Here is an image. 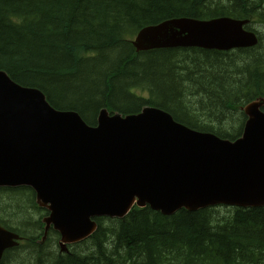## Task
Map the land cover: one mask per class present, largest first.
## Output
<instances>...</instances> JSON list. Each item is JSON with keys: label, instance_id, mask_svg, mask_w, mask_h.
Wrapping results in <instances>:
<instances>
[{"label": "trees", "instance_id": "obj_1", "mask_svg": "<svg viewBox=\"0 0 264 264\" xmlns=\"http://www.w3.org/2000/svg\"><path fill=\"white\" fill-rule=\"evenodd\" d=\"M219 17L248 21L257 45L136 53L131 43L141 29L167 20ZM0 71L90 127L102 109L126 117L150 106L188 129L233 141L246 120L240 108L264 99V0H0ZM12 191L18 194H0V216L27 243L5 251L0 264H264V208L169 216L134 208L123 219H95L93 235L67 253L54 243L43 255L41 223L30 212L34 193L0 188Z\"/></svg>", "mask_w": 264, "mask_h": 264}, {"label": "water", "instance_id": "obj_2", "mask_svg": "<svg viewBox=\"0 0 264 264\" xmlns=\"http://www.w3.org/2000/svg\"><path fill=\"white\" fill-rule=\"evenodd\" d=\"M245 23L169 20L139 31L132 44L137 52L255 46ZM245 114L235 141L191 131L153 108L124 119L102 110L97 126L88 127L0 71V187L31 188L49 212L45 233L56 231L62 246L92 234V219H121L133 205L163 215L215 205L264 207V114L257 102ZM13 239L0 229V259Z\"/></svg>", "mask_w": 264, "mask_h": 264}, {"label": "rangeland", "instance_id": "obj_3", "mask_svg": "<svg viewBox=\"0 0 264 264\" xmlns=\"http://www.w3.org/2000/svg\"><path fill=\"white\" fill-rule=\"evenodd\" d=\"M253 26H255V25H253ZM30 212L33 214V219L38 218V215L35 213L34 208L33 209H30ZM6 220H7V222H10L8 219H6ZM9 225L11 227H15V226H12L11 224H9ZM31 237H34V236H31ZM55 242H56V239L54 241L53 236L50 235L49 238H48V240L46 241V243L41 246L42 248L39 250V253L40 254H43V255H45L46 253H48V254L53 253V249L54 248H53V245L52 244H54ZM23 244L25 245V243H23ZM54 247H55V245H54Z\"/></svg>", "mask_w": 264, "mask_h": 264}, {"label": "bare ground", "instance_id": "obj_4", "mask_svg": "<svg viewBox=\"0 0 264 264\" xmlns=\"http://www.w3.org/2000/svg\"><path fill=\"white\" fill-rule=\"evenodd\" d=\"M63 253V252H62Z\"/></svg>", "mask_w": 264, "mask_h": 264}]
</instances>
